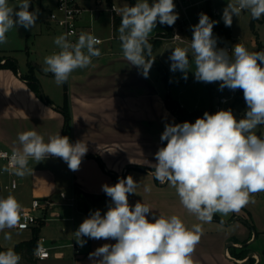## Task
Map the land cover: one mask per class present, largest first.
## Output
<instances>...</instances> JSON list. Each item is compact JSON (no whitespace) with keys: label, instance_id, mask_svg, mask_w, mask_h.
<instances>
[{"label":"clouds","instance_id":"clouds-1","mask_svg":"<svg viewBox=\"0 0 264 264\" xmlns=\"http://www.w3.org/2000/svg\"><path fill=\"white\" fill-rule=\"evenodd\" d=\"M30 0H20L17 7L8 0H0V44L7 43V33L22 26L32 29L36 25L39 9L29 11ZM19 9L18 11L16 9ZM247 11L252 20L264 16V0H229L223 9L222 20L231 27L233 17ZM118 29L124 58L141 70L148 78L155 62L149 37L161 25L173 26L179 18L173 0H137L133 6L121 10ZM218 21L205 13L199 14L198 24L192 26L190 48L195 64L194 76L205 83L220 82L235 91L243 90L247 110L237 120L231 109L215 114L205 112L194 123H167L161 141H167L155 153L157 163L151 175L161 185L175 188L181 205L204 223H210L219 213L222 217L239 213L250 203L254 194L264 192V137L254 131L264 125V51L250 52L242 44H235L231 54L226 48L217 47L213 27ZM177 37H179L177 35ZM58 53L46 56L42 71L51 73L57 85L67 82L71 73L86 68L101 51V42L89 33H81L72 43L67 35L55 38ZM188 48L176 47L169 60L170 70L187 73L190 70ZM18 146L10 157V166L3 170L19 177L32 173L29 159L36 163L49 157L62 158L72 171H78L88 147L83 141L71 143L60 133L45 142L35 130L18 133ZM138 183L132 175L118 179L115 185H102V191L111 198L106 213L93 212L74 232L75 241L83 247L90 239L115 240L89 253L93 264H196L193 259L196 246L203 235L201 224L188 228L177 215L147 216L152 209L148 204H129V194H137ZM145 186V191H150ZM21 204L9 194L0 197V232L12 229L21 221ZM221 220V224H223ZM12 238L4 232V239ZM21 257L14 250L0 251V264H19Z\"/></svg>","mask_w":264,"mask_h":264},{"label":"crops","instance_id":"crops-1","mask_svg":"<svg viewBox=\"0 0 264 264\" xmlns=\"http://www.w3.org/2000/svg\"><path fill=\"white\" fill-rule=\"evenodd\" d=\"M78 1L82 6H91L89 0ZM105 1V4L111 2ZM101 10L96 14V19L100 17ZM107 16L106 32H95L103 38L102 43L96 46L101 55L93 57L88 67L74 70L66 82L70 124L65 134L64 118L60 111L64 98L63 84L52 88L50 78L42 69L41 75L36 73V61H27L26 70L22 72L14 56L9 54L16 63V71L0 65V148L13 151L18 146V133L28 130L37 131L45 142L50 136L60 133L69 137L71 143L83 141L88 147L78 171L70 170L59 157H49L39 163L29 159L28 167L32 173L24 177L4 171V186L11 177L18 180L16 188L4 187L7 191L5 198L13 195L22 207L28 206L33 198L51 200L50 204H42L40 214H48L49 221L55 224L57 236L43 243L53 246L49 249L48 258L38 259L34 251V264H93L89 253L105 243H116L111 239L83 237L86 243L80 247L81 253L76 255L67 246L79 225L94 212L90 206H95L102 215L105 213L103 211L111 198L105 196L102 185H109L112 177L120 179L128 175H132L138 183L137 194L128 196L129 204L133 207L138 201L148 204L152 208L147 216L150 221L154 222L153 214L157 218L160 214L177 215L188 228L202 225L203 235L193 254L196 264H264V206L256 209L246 206L239 213H230L226 217L217 213L212 222L204 223L181 205L175 188L167 183L161 185L151 175L154 169L150 164L157 163L155 153L166 146L160 139L165 124L180 123L164 101L166 94H169L167 75L162 76V85L160 81L163 80L155 69L165 70L166 74L167 70L159 58L152 55L160 66L154 62L148 78H144L141 70L124 58L121 41L107 39L111 26L109 12ZM87 22L88 14L84 13L80 21L84 32ZM42 25L47 31L58 30L63 35L58 27L46 19ZM160 29L162 26L157 24L150 37L159 33ZM163 43L167 42L161 41L159 45ZM172 44L190 49L183 43ZM58 49L57 46L53 53ZM4 51L0 49V53ZM3 62L0 60V64ZM31 72L37 79L38 90L47 100L40 97L38 90L25 78ZM171 97L188 110L202 109L196 101L186 103L180 95ZM219 97H211L209 108L202 109L204 113L214 111L213 105ZM2 168L5 166L0 161ZM145 186L151 190L146 192ZM60 191L66 196H75L73 208L59 196ZM0 197H3L1 190ZM71 216L73 220H70ZM37 226L40 236L41 228L45 226L43 218L38 225L28 229L12 228L10 240H5L4 232H0V246L11 248L20 241L29 240L33 228Z\"/></svg>","mask_w":264,"mask_h":264},{"label":"rangeland","instance_id":"rangeland-1","mask_svg":"<svg viewBox=\"0 0 264 264\" xmlns=\"http://www.w3.org/2000/svg\"><path fill=\"white\" fill-rule=\"evenodd\" d=\"M114 5L119 8H123L125 6H133L137 0H132V4L130 0H110ZM9 5L12 7H17L20 3V0H8ZM105 2L103 1L101 4H95L94 0H89V4L91 7L97 8L100 11L101 15L98 19H95L92 26L93 32L103 34L107 30L108 16L107 12H105ZM153 0H149V3H152ZM220 9H221V20L223 9L227 6L229 0H214ZM38 2L30 0V7L29 11H34L39 9L38 19L36 21V25L32 29H25L22 26H18L17 28H13L10 30L7 35V43L0 44V49H4V53H0V60H4L5 57H9L8 55L11 54L14 56L18 68L25 72L26 70V63L30 61L37 63L36 73L41 75L42 72L40 71L45 67L44 58L46 56L52 55L53 50L57 47L54 43L56 37L60 36V31H47L44 29L42 25L43 20L46 17V11H43L39 8ZM19 10L18 8L16 9ZM248 12L242 11L239 17H233V22L230 27L231 32V39L232 47L239 43L244 45L248 51L256 52V51H264V44H261L264 41V16H262L259 20H252L249 18ZM223 21V20H222ZM162 30V29H160ZM156 33L154 36L149 37V40L155 39ZM158 39V38H156ZM160 40V39H159ZM162 41V40H160ZM178 47L172 43H163L157 46L152 55L159 58L160 62L163 64L164 68L167 70V80H168V90L171 96L180 95V97L186 102L191 103L196 101L198 106L202 109H208L210 105L211 97L216 96H226L228 101L224 104L223 110L231 109L234 116L237 120L240 119V116L244 115L247 110V105L244 100L243 90L238 89L237 92L232 91L225 87L223 90L220 89V82H213V83H205L201 81H197L194 76L195 71V64L193 59V53L191 48L188 51L189 61H190V70L187 73V79H184V73L177 70L175 72L170 70L171 61L169 57L174 50V48ZM6 48V49H5ZM182 48H187L183 47ZM259 48V50H258ZM13 49V50H7ZM231 54V52H230ZM11 58V57H9ZM264 66V65H262ZM159 78L163 80V70L156 68L155 69ZM44 73V72H43ZM29 73L26 75L28 76ZM46 76L50 78V85L52 88L54 86H59L56 84L54 76L51 73H44ZM162 85H164V80L160 81ZM217 111L214 110L211 114H215ZM255 132H260L262 137H264V125L258 126L257 129L254 130ZM0 172V190L1 194L4 197L5 193L7 192L4 188V178L5 172ZM4 176V177H3ZM253 199L255 203H250L247 205L250 209H256L258 207L264 206V192H260L254 194ZM112 202H108L106 205L108 207L111 205ZM91 211H96V207L90 206ZM108 207L105 209L108 210ZM103 211L106 213V211ZM102 215V214H101ZM41 217L44 218L45 226L41 228L40 236L43 237L45 240L52 239L53 237L57 236L55 234V224L52 221H49L48 214L43 215ZM11 232L12 229H5L4 232ZM3 233V232H2ZM19 264H34V259L32 257L31 260L27 261L26 259L21 258ZM36 264V263H35Z\"/></svg>","mask_w":264,"mask_h":264},{"label":"built area","instance_id":"built-area-1","mask_svg":"<svg viewBox=\"0 0 264 264\" xmlns=\"http://www.w3.org/2000/svg\"><path fill=\"white\" fill-rule=\"evenodd\" d=\"M38 2V6L41 10L46 11V21L58 27L63 35H67L70 42L75 43L81 33H89L95 36L101 43L103 38L93 32V22L96 19V14L99 12L97 8L91 6H82L78 0H33ZM105 0H94L95 4H101ZM214 0H173L175 4V12L179 14V18L176 20L173 26L164 25L162 30L156 34L155 38H158L165 42L172 43H183L190 47L191 39L193 36L192 26L198 24L199 14L205 13L211 20L218 21L217 24L222 23L221 20V9L213 2ZM122 8L117 7L112 2L105 4V10L109 12L111 26L110 33L107 39H118L119 40V27L121 23V10ZM84 13L88 14V22L85 26V32L80 23ZM120 17L119 20H117ZM177 35L179 37H177ZM154 36V35H153ZM213 36L216 34L213 31ZM218 44L223 48H226L229 53L232 50V39L230 36V42L228 44L223 43V39L218 40ZM100 43V44H101ZM98 44V45H100ZM96 45V46H98ZM60 49L54 53H58ZM3 61V60H2ZM228 101L226 96H220L214 103L213 108L216 111L223 110L224 104ZM13 151L0 148V161L5 167L10 166V157ZM0 172H3L0 169ZM18 180L15 177H11L8 184H5V188H16ZM59 196L65 200V203L71 208L75 206L76 198L74 195L66 196L63 191L59 192ZM51 200L33 198L28 206L21 208V221L24 227L21 228L19 225L16 227L19 229H28L38 225L41 220L40 209L42 204H50ZM44 219V218H43ZM73 220V216L70 217ZM45 239L38 236L37 246L35 249V256L38 259H45L49 257V249L53 246L44 245ZM67 246L71 247L74 254H80V246L75 241V235L72 234Z\"/></svg>","mask_w":264,"mask_h":264},{"label":"trees","instance_id":"trees-1","mask_svg":"<svg viewBox=\"0 0 264 264\" xmlns=\"http://www.w3.org/2000/svg\"><path fill=\"white\" fill-rule=\"evenodd\" d=\"M130 3L132 4V0H130ZM119 19H120V17L117 20H119ZM157 24L161 25L158 21H157ZM161 26H164V25H161ZM213 31L216 34L215 38H217V47L218 48H223L222 46H220L218 44L219 43L218 40L220 38L223 39V43L225 45L230 42V28L226 27L223 22L220 24L214 25ZM149 43L152 45V49H153L155 46L159 45L161 43V41L159 39L155 38V39L149 40ZM155 63H157L158 66H160V64L158 63V61L156 59H155ZM0 65H5V66L11 68L12 70L16 71V63L12 58L5 57L4 62L1 63ZM163 72H164V77H165L166 71L163 70ZM25 78L28 79L30 85L35 90L39 89L37 79L33 75L32 72L29 73L28 76H25ZM237 91H238V89L235 90V92H237ZM38 94L40 95V97L47 100V97L45 95H42L39 90H38ZM63 95H64V98H63V103L60 107V111H61L63 118H64L63 131L65 134L66 131L68 130L69 124H70V115H69L68 102H67L66 82L63 83ZM164 101H165L168 109H170V111L178 118L180 123H183L185 121L190 122V123H194L197 118L203 117L204 111L202 109L188 110L184 106H182L178 101L173 99L168 93L166 94ZM243 117H244V115L240 116V118H243ZM164 142L167 143V141H164ZM117 181H118L117 178L112 177L109 186L115 185V183ZM105 196L108 197L106 194H105ZM108 198H110V197H108ZM38 231H39V226L34 227L32 230V236L29 240L20 241V242L16 243L11 248H3L0 246V251H7L8 249H12L17 254H19L21 258L26 259L27 261L31 260L32 255H33V253L36 249V246H37Z\"/></svg>","mask_w":264,"mask_h":264},{"label":"water","instance_id":"water-1","mask_svg":"<svg viewBox=\"0 0 264 264\" xmlns=\"http://www.w3.org/2000/svg\"><path fill=\"white\" fill-rule=\"evenodd\" d=\"M256 134L259 136L260 135V132L258 131V132H256Z\"/></svg>","mask_w":264,"mask_h":264}]
</instances>
